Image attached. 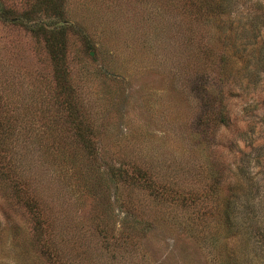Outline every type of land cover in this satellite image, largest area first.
Here are the masks:
<instances>
[{"label": "rangeland", "instance_id": "rangeland-1", "mask_svg": "<svg viewBox=\"0 0 264 264\" xmlns=\"http://www.w3.org/2000/svg\"><path fill=\"white\" fill-rule=\"evenodd\" d=\"M264 264V0H0V264Z\"/></svg>", "mask_w": 264, "mask_h": 264}, {"label": "trees", "instance_id": "trees-1", "mask_svg": "<svg viewBox=\"0 0 264 264\" xmlns=\"http://www.w3.org/2000/svg\"><path fill=\"white\" fill-rule=\"evenodd\" d=\"M235 262H233L232 264H234Z\"/></svg>", "mask_w": 264, "mask_h": 264}]
</instances>
